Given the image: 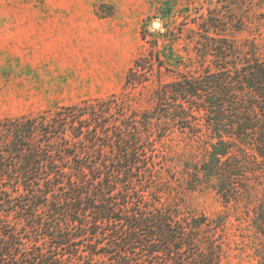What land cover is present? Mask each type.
Masks as SVG:
<instances>
[{
    "label": "rangeland",
    "instance_id": "374dc122",
    "mask_svg": "<svg viewBox=\"0 0 264 264\" xmlns=\"http://www.w3.org/2000/svg\"><path fill=\"white\" fill-rule=\"evenodd\" d=\"M155 45L162 67L156 62L143 84L124 91L135 60ZM254 59L264 63V0H0V121L112 96L126 98L129 113L161 112L140 149L154 147L140 157L145 164L135 179L116 190L115 206H126L120 198L127 191L128 214L205 216L214 229L204 236L223 246L222 264H261L263 238L253 219L264 203V163L251 148L233 145L230 172L218 175L220 165L209 155L218 142L207 124L214 118L197 111L196 98L183 106L157 100L168 85L209 73L221 81L222 71L232 76L237 64ZM127 114L117 108L109 130L121 129ZM179 114L188 121L174 118ZM88 188L96 192L99 185L88 181ZM112 228L120 245L130 230L121 222ZM21 242L24 251L39 242L45 252L50 243L44 236ZM55 255L60 264H105L65 250Z\"/></svg>",
    "mask_w": 264,
    "mask_h": 264
},
{
    "label": "trees",
    "instance_id": "16d2710c",
    "mask_svg": "<svg viewBox=\"0 0 264 264\" xmlns=\"http://www.w3.org/2000/svg\"><path fill=\"white\" fill-rule=\"evenodd\" d=\"M156 48L135 60L124 91L143 84L156 62L162 67ZM234 69L229 77L222 71L221 81L209 73L195 82L168 85L157 94L159 106L196 98L197 111L214 118L207 124L218 142L209 155L220 165V176L230 172L226 164L233 145L251 148L264 163V63L254 59ZM129 107L126 98L112 96L0 121V264H60L55 254L62 250L69 257L88 256L105 264H222L223 246L204 236L214 229L207 217L184 220L170 212L146 216L137 209L128 214L127 191L120 198L126 206L112 201L116 190L132 182L145 164L140 157L154 147L148 143L140 149L145 131L161 113L140 116L129 113ZM117 108L128 114L114 132L108 119ZM174 118L188 121L181 114ZM135 125L142 127L140 132ZM88 181L99 189L89 191ZM116 222L130 230L120 245L115 242L120 232L112 228ZM253 226L263 238L258 251L264 264V203L255 211ZM26 236H44L50 242L47 251L39 242L24 251L21 241ZM107 237L110 245L104 243ZM196 245L199 251L193 249ZM140 253L145 259H134Z\"/></svg>",
    "mask_w": 264,
    "mask_h": 264
},
{
    "label": "water",
    "instance_id": "95a60500",
    "mask_svg": "<svg viewBox=\"0 0 264 264\" xmlns=\"http://www.w3.org/2000/svg\"><path fill=\"white\" fill-rule=\"evenodd\" d=\"M159 25L158 23L155 24V26Z\"/></svg>",
    "mask_w": 264,
    "mask_h": 264
}]
</instances>
